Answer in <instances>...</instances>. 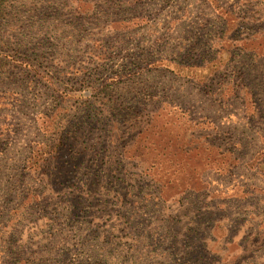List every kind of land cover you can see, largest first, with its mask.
I'll list each match as a JSON object with an SVG mask.
<instances>
[{
  "label": "rangeland",
  "instance_id": "1",
  "mask_svg": "<svg viewBox=\"0 0 264 264\" xmlns=\"http://www.w3.org/2000/svg\"><path fill=\"white\" fill-rule=\"evenodd\" d=\"M0 57V264H264V0H0Z\"/></svg>",
  "mask_w": 264,
  "mask_h": 264
},
{
  "label": "trees",
  "instance_id": "2",
  "mask_svg": "<svg viewBox=\"0 0 264 264\" xmlns=\"http://www.w3.org/2000/svg\"><path fill=\"white\" fill-rule=\"evenodd\" d=\"M5 61H4V59L3 58H1L0 57V69H2L4 66H5ZM57 144L58 143H56L50 150H49V152L48 153H46L47 154V158L49 157V155H51V154H54V152H55V150H56V146H57ZM51 157V156H50ZM30 158H31V161L33 160V158H35V156L34 155H31L30 156ZM47 158H44V159H42L43 161L44 160H48ZM78 197L80 198V199H78ZM78 197H76L75 198V202H74V204L76 205V207L79 209V205L81 206L82 205V197H81V195H78ZM80 210V209H79Z\"/></svg>",
  "mask_w": 264,
  "mask_h": 264
}]
</instances>
